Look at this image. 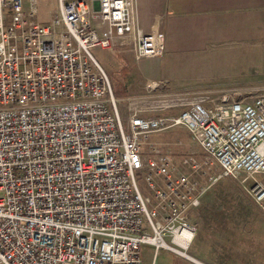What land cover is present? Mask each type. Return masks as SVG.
Here are the masks:
<instances>
[{"label": "built area", "instance_id": "2783aa9c", "mask_svg": "<svg viewBox=\"0 0 264 264\" xmlns=\"http://www.w3.org/2000/svg\"><path fill=\"white\" fill-rule=\"evenodd\" d=\"M28 1L0 0V264H144L143 245L190 259L181 235L194 234L189 211L212 185L231 178L264 200V93L152 83L122 118L91 52L162 56L133 0H57L47 23ZM171 129L184 135L180 155L148 140Z\"/></svg>", "mask_w": 264, "mask_h": 264}, {"label": "crops", "instance_id": "0c3cea01", "mask_svg": "<svg viewBox=\"0 0 264 264\" xmlns=\"http://www.w3.org/2000/svg\"><path fill=\"white\" fill-rule=\"evenodd\" d=\"M133 2L138 27L160 35L164 50L159 58L138 61L132 44L112 51L122 69L129 68L133 96L128 98L145 95L152 83L165 93L220 92L232 76L244 73L243 64L250 65L251 74L261 71L264 0ZM136 79L143 83L142 94H133ZM221 186L205 193L189 211L194 227L186 250L190 259L176 254L174 260L161 250L155 264H264V217L256 216L247 201L209 198Z\"/></svg>", "mask_w": 264, "mask_h": 264}, {"label": "rangeland", "instance_id": "374dc122", "mask_svg": "<svg viewBox=\"0 0 264 264\" xmlns=\"http://www.w3.org/2000/svg\"><path fill=\"white\" fill-rule=\"evenodd\" d=\"M36 1L38 8L37 11L38 20L42 23L49 22V20L57 14V0H36ZM23 4H24V10L28 11L30 7L29 1L23 0ZM91 53L95 58V60L100 64V66L103 68L104 72L106 73L110 82V86L114 98L117 100V106L120 110V115L122 118H124L126 114L125 101L128 97L133 96L131 95L132 91L130 93V87L132 85L131 82L133 81L127 74L129 68L126 66L122 69L121 65L123 63L118 62L117 61L118 57L115 56L110 51H105L96 48L93 49ZM263 57H264V47H263ZM244 66L245 68L242 72H244L245 74L242 73L240 77L232 76L231 77L232 80L230 81V84L228 86H224L225 89L222 91H238L239 93H243L244 95H249V96L264 93V59L262 63V69L257 74L256 73L251 74L254 71L247 63L242 65V67ZM136 80L137 82L135 84L137 85L134 87V89L133 88L132 89L137 93L134 92L133 94H140V93L142 94V92L145 91L141 87L143 83H140L138 79ZM147 84L149 83H146V85ZM205 92H209V91H205ZM148 140L150 142L162 144V147H160V149L164 152L166 151L176 155H180L185 150L184 149L185 138L184 135L182 134V131L180 130L171 129L163 133H155L152 134ZM218 171L219 170L216 167H214L211 170V175L213 176L216 175ZM257 179L263 181L264 176H258ZM136 182L139 190L142 193V196L146 198V200H148L147 202L148 206L152 208V206H154L152 203L153 194L152 191L148 187H146L143 180V176L138 175L136 177ZM199 182L201 185H206L205 179H200ZM218 184L223 185L221 186V188L216 189L220 191H215L214 193H211L210 196L211 195L212 196L209 198L225 199L228 201L230 200L247 201L251 203L253 206H255V209L257 211L256 216L261 215L264 217V200L256 201L254 198H252L250 193L245 191L234 179L224 178L219 182L215 183L211 187V189L214 190L215 189L214 187H218ZM247 213L250 215V217H253V215H255L253 211L252 212L248 211ZM191 227L193 226L191 225ZM141 250H142V260L144 264H150L152 258L153 259L155 258L156 260L158 258V255H160V253L162 252V251L158 252L156 255H154V249L149 245H143L141 247ZM165 253H168L170 256L173 257L174 260H176L175 259L177 257L176 254L167 251H165Z\"/></svg>", "mask_w": 264, "mask_h": 264}, {"label": "bare ground", "instance_id": "6f19581e", "mask_svg": "<svg viewBox=\"0 0 264 264\" xmlns=\"http://www.w3.org/2000/svg\"><path fill=\"white\" fill-rule=\"evenodd\" d=\"M211 187H210V189H211ZM181 236H183L184 238L188 239V242H189V245H190L191 238L193 237V236H191V233L189 231H184V232H182V235Z\"/></svg>", "mask_w": 264, "mask_h": 264}]
</instances>
